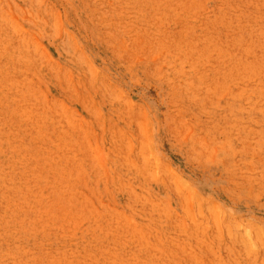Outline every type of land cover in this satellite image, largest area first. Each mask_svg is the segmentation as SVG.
I'll return each mask as SVG.
<instances>
[{"label": "rangeland", "instance_id": "1", "mask_svg": "<svg viewBox=\"0 0 264 264\" xmlns=\"http://www.w3.org/2000/svg\"><path fill=\"white\" fill-rule=\"evenodd\" d=\"M0 264H264V0H0Z\"/></svg>", "mask_w": 264, "mask_h": 264}]
</instances>
